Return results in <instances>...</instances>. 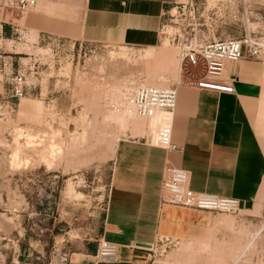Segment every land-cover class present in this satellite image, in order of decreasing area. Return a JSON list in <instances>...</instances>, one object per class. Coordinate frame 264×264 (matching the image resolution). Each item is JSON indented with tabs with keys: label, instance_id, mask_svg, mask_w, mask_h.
Segmentation results:
<instances>
[{
	"label": "rangeland",
	"instance_id": "1",
	"mask_svg": "<svg viewBox=\"0 0 264 264\" xmlns=\"http://www.w3.org/2000/svg\"><path fill=\"white\" fill-rule=\"evenodd\" d=\"M84 3L38 0L23 14L2 16L3 48L21 58L28 94L0 121V264H63L79 242L98 244L118 141L153 138L136 132L145 120L117 118L109 95L129 84L178 81L177 51L164 35L151 49L54 36L51 26L79 21ZM245 3L249 28L264 38V0ZM214 11L199 27L207 37L242 34L244 25ZM211 216L190 240H159L148 264H264V185L253 210Z\"/></svg>",
	"mask_w": 264,
	"mask_h": 264
},
{
	"label": "crops",
	"instance_id": "2",
	"mask_svg": "<svg viewBox=\"0 0 264 264\" xmlns=\"http://www.w3.org/2000/svg\"><path fill=\"white\" fill-rule=\"evenodd\" d=\"M180 1L85 0L79 21L51 29L76 42L151 49L161 39L164 15ZM220 81L235 92L178 87L171 131L176 149L144 138L118 141L101 235L119 246L118 261L98 262L97 242L86 240L63 264H148L159 240L187 241L207 228L211 214L161 205L166 167L187 171L195 192L235 198L246 211L254 209L264 185V63L226 62Z\"/></svg>",
	"mask_w": 264,
	"mask_h": 264
},
{
	"label": "built area",
	"instance_id": "3",
	"mask_svg": "<svg viewBox=\"0 0 264 264\" xmlns=\"http://www.w3.org/2000/svg\"><path fill=\"white\" fill-rule=\"evenodd\" d=\"M38 0H0V42L3 40L2 16L6 11L23 14L36 7ZM215 9L226 12V20L244 25L239 37L212 39L199 30L215 17ZM250 13L245 0H182L175 4L163 17L161 35L177 51L181 67V78L176 84L151 87L129 84L120 88L111 103L114 109L129 111L145 120H151L157 113L173 115L177 105L178 87L187 85L202 90L233 94L232 85L221 82L226 62L259 61L264 63V38L249 28ZM170 29V30H168ZM173 31V32H172ZM12 52L0 44V121L13 114L19 102L28 94L26 68ZM192 70L196 71L193 73ZM186 74V75H185ZM172 122L166 130V137H160L158 144L165 149H176L171 144ZM160 134V132H159ZM161 205L182 209L237 215L243 209L241 201L208 193L195 192L190 188L189 173L183 169L166 167L163 172ZM119 246L101 238L95 259L100 263L118 261ZM69 255L65 254L63 262Z\"/></svg>",
	"mask_w": 264,
	"mask_h": 264
},
{
	"label": "bare ground",
	"instance_id": "4",
	"mask_svg": "<svg viewBox=\"0 0 264 264\" xmlns=\"http://www.w3.org/2000/svg\"><path fill=\"white\" fill-rule=\"evenodd\" d=\"M2 41L3 40H1V42H0L1 45H2ZM176 62L178 64V68H179L178 75L176 77H178V81H179L181 78V67H180V62H179L178 58H177ZM143 86H150V85H143ZM151 87H156V86H151ZM117 92H118V90H116V88H115L114 90L111 91V94L109 95L110 96V102H109L110 108H111V103H113V101L115 100ZM114 114L119 119H128V120L130 119L132 121L137 120L139 123H141V120H145V119L140 118V117L136 116L135 114H133L129 111H125V110L124 111L123 110L118 111L117 109H114ZM20 115H22V112H20ZM145 121L147 122V126L145 128V131H144V128H142V127H139V129L136 130V132L138 133V136H142V135H145L146 132H150L153 136L152 142L155 144H158L161 136L166 137L164 139H167L168 135L166 134V130L170 127L171 122H172V115L171 114H168L165 112L157 113L156 116L153 117L151 120H145ZM159 132H160V134H159ZM19 136H20V134H19ZM31 138H33V137H31L29 135L28 139L32 140ZM18 139H19V137H18ZM29 144H30V141H29ZM51 149L52 150L49 153V155L51 157H55L56 154H54V148L52 147ZM58 153L59 152H57V155H58ZM55 160H56V158H55Z\"/></svg>",
	"mask_w": 264,
	"mask_h": 264
},
{
	"label": "water",
	"instance_id": "5",
	"mask_svg": "<svg viewBox=\"0 0 264 264\" xmlns=\"http://www.w3.org/2000/svg\"><path fill=\"white\" fill-rule=\"evenodd\" d=\"M245 207H246V209H251L252 208V204L251 203H247V204H245ZM140 247H142V248H146V249H151L152 247L151 246H148V245H139Z\"/></svg>",
	"mask_w": 264,
	"mask_h": 264
}]
</instances>
